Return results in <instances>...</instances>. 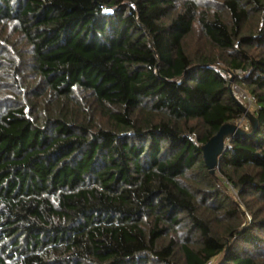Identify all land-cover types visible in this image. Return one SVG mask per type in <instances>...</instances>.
I'll list each match as a JSON object with an SVG mask.
<instances>
[{"label": "trees", "instance_id": "trees-1", "mask_svg": "<svg viewBox=\"0 0 264 264\" xmlns=\"http://www.w3.org/2000/svg\"><path fill=\"white\" fill-rule=\"evenodd\" d=\"M0 264H264V0H0Z\"/></svg>", "mask_w": 264, "mask_h": 264}, {"label": "water", "instance_id": "water-1", "mask_svg": "<svg viewBox=\"0 0 264 264\" xmlns=\"http://www.w3.org/2000/svg\"><path fill=\"white\" fill-rule=\"evenodd\" d=\"M238 106L243 113V117L246 118L250 125L249 130L246 131L234 123H226L200 148L205 167L211 176H215L219 168V158L225 149L226 142L236 137H252L257 130L256 118L249 112L248 108L240 103H238ZM240 209L243 216H245L244 210Z\"/></svg>", "mask_w": 264, "mask_h": 264}, {"label": "rangeland", "instance_id": "rangeland-1", "mask_svg": "<svg viewBox=\"0 0 264 264\" xmlns=\"http://www.w3.org/2000/svg\"><path fill=\"white\" fill-rule=\"evenodd\" d=\"M220 65V64H219ZM222 66V65H221ZM235 75H239L240 73L239 72H235L234 73ZM232 79H233V76L231 75V77H230V81H229V84H230V88H231V81H232ZM235 92H236V94H238V96H239V94L242 96L243 95V97H242V99H241V97H240V99H241V101H244L245 102V104H247V107L246 108H248L249 106H248V103H247V99L248 98H250L249 96H246V94H243L242 93V90L241 89H239V88H235ZM252 106V105H251ZM250 106V107H251ZM248 124V121L246 120V118H242L241 120H239L238 121V124L237 125H239L242 129H245V126ZM243 209V208H242ZM244 210V209H243ZM245 221H246V224H245V227H247L248 226V224H249V222H250V217L246 214L245 216Z\"/></svg>", "mask_w": 264, "mask_h": 264}, {"label": "built area", "instance_id": "built-area-1", "mask_svg": "<svg viewBox=\"0 0 264 264\" xmlns=\"http://www.w3.org/2000/svg\"><path fill=\"white\" fill-rule=\"evenodd\" d=\"M247 103H248V106L250 107V106H251V104H252V101H251V99H250V98H248V99H247Z\"/></svg>", "mask_w": 264, "mask_h": 264}]
</instances>
